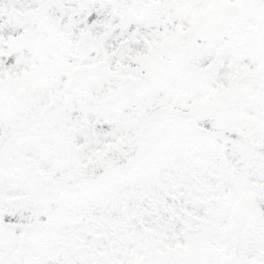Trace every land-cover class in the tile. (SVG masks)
Masks as SVG:
<instances>
[{"label": "snow or ice", "instance_id": "obj_1", "mask_svg": "<svg viewBox=\"0 0 264 264\" xmlns=\"http://www.w3.org/2000/svg\"><path fill=\"white\" fill-rule=\"evenodd\" d=\"M0 264H264V0H0Z\"/></svg>", "mask_w": 264, "mask_h": 264}]
</instances>
